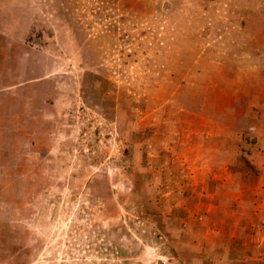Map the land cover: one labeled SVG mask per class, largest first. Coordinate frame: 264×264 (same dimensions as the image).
<instances>
[{
  "label": "rangeland",
  "instance_id": "rangeland-1",
  "mask_svg": "<svg viewBox=\"0 0 264 264\" xmlns=\"http://www.w3.org/2000/svg\"><path fill=\"white\" fill-rule=\"evenodd\" d=\"M0 264H264V0H0Z\"/></svg>",
  "mask_w": 264,
  "mask_h": 264
}]
</instances>
